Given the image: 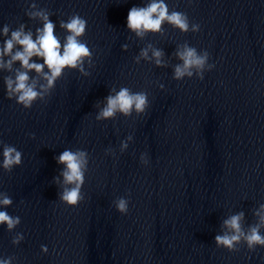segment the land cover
<instances>
[{
	"label": "clouds",
	"instance_id": "clouds-1",
	"mask_svg": "<svg viewBox=\"0 0 264 264\" xmlns=\"http://www.w3.org/2000/svg\"><path fill=\"white\" fill-rule=\"evenodd\" d=\"M25 15L33 21H39L42 27H37L35 33L26 30V25L20 23L15 30L5 24L0 30V35L6 37L0 44V71L11 73L3 77L6 87V98L14 100L23 109H31L37 101L47 103L48 97L56 86V82L62 78L65 71H78L83 77L91 75L90 69L95 67L93 50L83 40L86 35L88 22L78 13H74L68 19L60 20L59 27L66 35H56V23L50 16L52 13L47 8L38 7L32 2ZM170 25L181 33H197L200 24L191 22L186 12L169 9L165 0H148L143 7L133 6L127 16V30L135 37L143 40L149 34L164 36L163 25ZM18 46V47H17ZM129 45H121L123 51L128 50ZM180 62L173 65V79L183 81L185 78L203 80L205 72L215 68L214 63H209L210 53L207 50L198 51L187 42L178 44L173 54ZM33 57L42 60L38 63ZM7 58V59H6ZM153 63L156 67L169 66V61L164 59L162 49L148 43L141 48L139 54L134 57V62L141 61ZM19 63V67L14 65ZM35 76H30L31 72ZM163 89V84H158ZM97 109L95 120L97 122L115 120L118 115L125 118L144 115L150 107L149 93L147 91H132L128 87L121 86L119 90L113 86L109 94L94 105ZM35 139V134H30ZM133 141V135H128L120 142V152H125L129 143ZM2 147V161L0 169L11 173L15 167L23 163V153L15 146L0 141ZM105 155L116 156L111 147L105 150ZM58 165H62L60 173L53 177L52 183L59 187V201L67 207L76 208L85 200L82 191L85 184L86 173L89 165V153L83 149H65L55 157ZM142 165L149 164L147 153H141ZM130 196V194H129ZM23 203V201H21ZM130 200L128 197H118L113 201L116 210L126 215L129 211ZM13 204V199L7 192L0 191V208L7 209ZM255 222L245 227V212L239 211L230 214L223 219L221 234L214 238L217 248L226 249L228 252H239L240 246L246 245L249 252L256 251L257 247L264 248V203L253 210ZM21 223L19 216H12L6 210H0V225H6L9 232L14 231ZM24 240V234L17 232L12 239L13 245H18ZM41 251L48 253V247L41 245ZM14 256L0 258V264H13Z\"/></svg>",
	"mask_w": 264,
	"mask_h": 264
}]
</instances>
